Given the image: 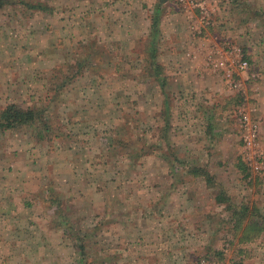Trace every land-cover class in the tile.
I'll return each instance as SVG.
<instances>
[{
  "label": "rangeland",
  "instance_id": "1",
  "mask_svg": "<svg viewBox=\"0 0 264 264\" xmlns=\"http://www.w3.org/2000/svg\"><path fill=\"white\" fill-rule=\"evenodd\" d=\"M26 1L0 109L42 113L0 131V264H264L231 216L264 217V0Z\"/></svg>",
  "mask_w": 264,
  "mask_h": 264
},
{
  "label": "trees",
  "instance_id": "2",
  "mask_svg": "<svg viewBox=\"0 0 264 264\" xmlns=\"http://www.w3.org/2000/svg\"><path fill=\"white\" fill-rule=\"evenodd\" d=\"M22 4V6L29 7V9L40 8L42 10L43 6L41 3L27 2L26 0H0V9L6 6L7 4ZM42 110L35 108H23L19 104L9 103L3 108L0 109V131L12 130L19 128L21 126L31 124L35 120L41 118ZM194 173L199 172L197 169H193ZM211 180L210 176L207 174L206 181ZM53 197L50 195V200ZM221 200V199H219ZM255 209L249 210L246 205L237 206L235 210L232 211L231 216L234 219V223L239 225L243 220L246 219V226L241 231L242 238L252 239L254 236H257L264 227V217L259 216ZM67 217V216H66ZM66 223V222H64ZM237 227L236 229H238ZM78 248V246H76ZM79 249L82 252V256L79 257L82 264L84 262V249L82 245H79ZM78 258V259H79Z\"/></svg>",
  "mask_w": 264,
  "mask_h": 264
},
{
  "label": "built area",
  "instance_id": "3",
  "mask_svg": "<svg viewBox=\"0 0 264 264\" xmlns=\"http://www.w3.org/2000/svg\"><path fill=\"white\" fill-rule=\"evenodd\" d=\"M214 65H215V67H218V66L222 67V61H220L218 63H215ZM246 68H247V62L245 60H243L236 69H237V72H238V71H244ZM227 76L229 77L230 74H227ZM228 84L230 86L234 85L236 87L238 85V82H236L231 77H229L228 78ZM244 119L246 121L245 124H244L245 125L244 127L247 128L246 130H255V129H253V126H251V125L248 126V123H247L248 118H247V116H244Z\"/></svg>",
  "mask_w": 264,
  "mask_h": 264
},
{
  "label": "crops",
  "instance_id": "4",
  "mask_svg": "<svg viewBox=\"0 0 264 264\" xmlns=\"http://www.w3.org/2000/svg\"><path fill=\"white\" fill-rule=\"evenodd\" d=\"M182 37H185L186 39H187V37L184 35V36H179V37H177V38H182ZM189 55V54H188ZM62 197H59V199H61ZM11 226H13V224L11 225ZM2 261L0 260V263H1Z\"/></svg>",
  "mask_w": 264,
  "mask_h": 264
}]
</instances>
